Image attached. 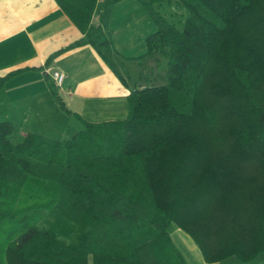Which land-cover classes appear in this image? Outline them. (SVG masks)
<instances>
[{
    "label": "trees",
    "instance_id": "trees-1",
    "mask_svg": "<svg viewBox=\"0 0 264 264\" xmlns=\"http://www.w3.org/2000/svg\"><path fill=\"white\" fill-rule=\"evenodd\" d=\"M55 1L83 35L70 47L88 41L124 81L99 38L120 0ZM141 2L155 25L141 56L166 60L165 81L133 87L126 117L74 113L83 128L68 139L16 143L0 120V264H140L141 250L187 264L173 225L207 263L264 252V0ZM200 123L227 143L210 151Z\"/></svg>",
    "mask_w": 264,
    "mask_h": 264
},
{
    "label": "crops",
    "instance_id": "crops-1",
    "mask_svg": "<svg viewBox=\"0 0 264 264\" xmlns=\"http://www.w3.org/2000/svg\"><path fill=\"white\" fill-rule=\"evenodd\" d=\"M113 11H117L115 28L110 26ZM107 18V29L105 21L100 36L110 39L116 31L128 40L138 38L141 48L145 36L155 30L141 0L116 2ZM82 38L55 0H0V76L26 68L0 87V120L11 121L14 132L63 140L81 130L82 122L74 113L93 122L120 119L114 116L123 111L122 98L128 112L127 95L135 86L127 87L88 41L70 47ZM53 69L65 74L60 86L52 79ZM55 94L71 112L62 111ZM69 117L76 119L75 129L65 121Z\"/></svg>",
    "mask_w": 264,
    "mask_h": 264
},
{
    "label": "rangeland",
    "instance_id": "rangeland-1",
    "mask_svg": "<svg viewBox=\"0 0 264 264\" xmlns=\"http://www.w3.org/2000/svg\"><path fill=\"white\" fill-rule=\"evenodd\" d=\"M159 10L161 11V13L165 14L168 19L172 18L173 20H175L177 17L183 19V16L185 14V11L182 8H177L173 5H167V4L161 5L159 7ZM116 12L117 11H113L112 17H110L111 20L110 26L112 28L113 27L115 28V23L117 22L116 20L117 17H115V14H117ZM107 24L108 21H106L104 24L105 29H107L106 28ZM153 27L155 28L154 24ZM116 33H117L116 31L113 33V36H111L109 39V44L106 47H103L102 50L107 56V58L113 63L115 69L120 73V75H122L125 78V81L127 82V87L131 89L133 86L135 87L140 86V84L141 86L149 85L150 83L154 82V78H157L156 79L157 83H162L163 81H165L164 69L166 67V60L164 58H162L161 56H154V55L142 57L141 55L145 51V48H141V43L138 40V38L134 37L128 40V38H123L122 36H119ZM102 37L103 35L100 36V38ZM53 87H54V91L57 92L58 87L56 86ZM122 105H123V111L119 112L118 114H115L114 117L123 118L126 116L127 106H126L125 98H122ZM62 111L64 110L62 109ZM107 119H114V118H105V117L96 118L95 121L107 120ZM65 121L70 122L72 129H75L74 125L76 119H74L73 117H69L65 119ZM82 128L83 125L81 123L80 129ZM197 132L201 138L203 139L206 138L205 140H203V142L205 143V146L208 147L209 150L211 149L210 151L214 150V146L218 148V147H222L227 143V140H225L226 138L224 139L218 138L219 134L217 128L207 132L205 123H200L198 125ZM22 138L23 135L19 133V131H15L11 136V142L13 143L19 142L22 140ZM171 238L174 245L182 253L187 264H207L203 261L199 248L197 247L193 239L175 225L171 226ZM139 254L141 256L140 264H163L162 261L155 255V253L149 254L146 252V250H141ZM260 263H264V252H260L247 260H241L238 257L232 255L212 264H260ZM89 264H92L91 256H89Z\"/></svg>",
    "mask_w": 264,
    "mask_h": 264
},
{
    "label": "built area",
    "instance_id": "built-area-1",
    "mask_svg": "<svg viewBox=\"0 0 264 264\" xmlns=\"http://www.w3.org/2000/svg\"><path fill=\"white\" fill-rule=\"evenodd\" d=\"M51 76L56 85L60 86L64 82L65 74L59 69H53Z\"/></svg>",
    "mask_w": 264,
    "mask_h": 264
}]
</instances>
